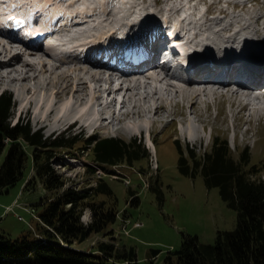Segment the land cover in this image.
I'll return each instance as SVG.
<instances>
[{
  "label": "rangeland",
  "instance_id": "obj_1",
  "mask_svg": "<svg viewBox=\"0 0 264 264\" xmlns=\"http://www.w3.org/2000/svg\"><path fill=\"white\" fill-rule=\"evenodd\" d=\"M14 1L16 4L20 5L22 1L28 2L29 0ZM38 1H40L41 6L50 4L51 7L49 10H53L54 8L58 10L59 14L65 13L67 15V13H69L68 11L75 10V5L77 7L81 5L85 6L83 1L90 2L91 0ZM106 1L109 2L112 0H102L101 6L104 9L99 6L95 15H100L101 13L105 15L107 10H105L104 5L108 4ZM121 1L124 2L126 0ZM128 1H134L135 3L138 1L137 3H140L142 6L141 9L144 14H148L145 15V18L148 20L149 14L152 11L161 9L159 6H148L145 0ZM250 2L251 3L240 2L234 4L229 0H213L214 4L209 5L206 0H194L195 4L190 0H186L185 6L188 8H184L187 9V16H190V18L192 17V20H197L196 18L201 20L198 22V24H200L197 28L203 29V24H207L208 20L209 22L211 20V23L213 22V18L208 15L211 13L213 14L212 17H214L215 22L220 24V29L221 27L224 28L228 21L234 23L233 31L249 25V27H251L250 31L256 33L255 39L251 40L253 45L256 47L258 46L259 49H263L264 0H250ZM3 5L4 4L0 1V17L4 13L5 6L3 7ZM90 5L93 6L92 3ZM144 6H148V8H144ZM145 9H147L148 12L145 13ZM223 9H226L225 12L228 13L227 16H224V14L219 15V12L224 11ZM89 10H91V8ZM206 11L207 14L205 15ZM22 12L26 11L22 10ZM46 15L48 16L47 13ZM95 15L92 14V16ZM167 15L168 14L164 15L163 13L154 14V18L156 20L160 19L161 21V17H167ZM177 15V12H173L170 17L174 18L177 17ZM47 16L44 18V22L46 23L49 21ZM72 16L73 15L67 17L71 18ZM203 16H205V19ZM254 19L259 20L256 22ZM223 20H225V22ZM51 22H55L52 28L54 27L61 31H67L68 29L66 23H63L61 27L59 26L58 20L53 21L51 19ZM31 24H33V22ZM103 24L106 28L112 25L110 21H107L106 24V21L102 18V21L97 25L101 26ZM0 31L6 34L5 31ZM29 31H32V25L24 32L28 35ZM57 33H59V31ZM229 34V31L221 32V35L225 38H227ZM202 35L204 36L205 34ZM199 37L201 38V36ZM53 39L54 38L51 39L50 36L46 41L53 42L55 41ZM0 40L7 42L6 35H0ZM97 40L98 38H95L94 41ZM46 41L43 45H45ZM10 45L14 47L17 46L16 43H10ZM17 47L20 49V46ZM28 51L29 50H27V52ZM52 52L50 53L52 54ZM62 54H66V52H62ZM175 55H179V52H175ZM53 56L46 54L41 55V57L39 56V58L43 59L45 63L49 62L47 64L54 67L58 62L55 61L56 59ZM183 58L185 57L183 56ZM177 83H180L182 86L185 85V83L182 82ZM88 86L93 88L94 83L89 82ZM13 89L15 90V88L12 87H0V92L4 91L7 95L11 96V124H28L33 132H38L44 137L50 138H54L61 134L65 136L77 134L82 137L84 141L88 137L93 136L99 138H119L126 142L134 139L138 141L141 140L148 151L149 158L136 162L133 165L124 164L117 167H107L106 171L101 169L99 172L100 174H88L86 168L88 166L95 167V164L91 161L89 147L73 150L69 155L63 154L53 165L57 173H60L66 180L77 187L94 186L99 177L104 178L108 182L116 196L117 209L119 211L116 223L109 228L114 232V242L116 245L133 246L140 264L147 263L152 250L160 251V254L154 260V264H163L167 253L179 249L186 235L197 236L201 243L214 244L219 231H230L236 227L237 213L235 210L229 208L222 200L217 188L211 190L207 189L202 175L192 178L184 176L179 172V157L187 156L188 149H193L194 153L200 156L210 149L215 137L225 139L235 158H239L243 151L246 152L245 157L249 158L250 166H255L256 168L255 177L264 181V121L258 124L256 122L248 124L247 122L250 120V117L247 115V112H244L241 114L243 120L240 122L237 108H234V103L231 102L225 94V96L223 95L224 97H219V100L216 99L213 106L208 107L206 104L202 105L204 99L199 100L200 103L194 106L193 110L196 112L198 119L203 122L208 121L209 123L206 130H204L203 127L198 124V121L195 122L197 123V128L201 135L196 140H188L184 136L185 130L183 129H185V125L187 124L184 123L186 122L188 107L183 109L180 105L181 103H178L179 106L177 105L176 107L175 104L180 98H176L177 100L174 99L173 102L168 105V112H163L159 117L160 120L156 121L152 128L150 134V139L154 143V149H152V146L150 147L148 133L144 129H142V132L126 135L121 133V131H117V129L121 127H119V124L107 128H98L94 131L82 130L78 124L68 128L70 123L64 126H60L59 124L61 129L57 131L50 132L48 129L39 130L35 122V117L38 114L33 112V110L41 111L43 110V106L39 105L41 106L39 108L36 103H33L31 112L28 115H21L18 108L23 99L33 100V98L31 97L32 95L25 96V98L24 96L18 98ZM111 98V95L103 96V99L108 102H110ZM64 99L66 100L67 97H64L61 101H65ZM225 100L229 102V104H227ZM218 101H220L219 105ZM118 107V104H116L114 109ZM173 113H175V115L177 113V116L173 117ZM223 119L226 120L224 124L222 123ZM189 121L194 122L192 119ZM133 122L134 120H126L125 123L130 126ZM98 124L104 123L100 122ZM115 131L117 132L115 133ZM3 158L4 153L0 156V164ZM31 171L32 161L30 159L27 162L22 180L11 187L8 193L0 194V234L13 239L35 231L38 223L37 214L39 211L34 209V205L46 194L41 185L32 191L24 190L26 180L32 175ZM156 180L160 183L162 202H159L157 194L150 190V185L154 184ZM129 189L137 193L140 200L138 206H133L128 203L130 199ZM126 219L129 220L127 226L125 223ZM89 220L90 213L89 211H85L82 216V221L87 223ZM136 223L142 226L135 228L134 225ZM126 227L127 232L124 230ZM103 240L108 241L110 239L104 234H93L81 245V247L89 249L94 246L95 243Z\"/></svg>",
  "mask_w": 264,
  "mask_h": 264
},
{
  "label": "trees",
  "instance_id": "obj_2",
  "mask_svg": "<svg viewBox=\"0 0 264 264\" xmlns=\"http://www.w3.org/2000/svg\"><path fill=\"white\" fill-rule=\"evenodd\" d=\"M11 96H0V194L8 193L24 176L28 160L33 174L24 190L41 187L45 196L35 203L38 223L34 232L18 238L0 234V264H140L133 246L116 245L109 229L119 215L117 199L104 178L94 186L77 187L54 170L63 154L89 147L97 168L133 165L149 158L141 140L82 137L63 134L54 138L33 132L28 124H11ZM243 151L235 158L227 140L215 137L202 155L188 149L179 157L178 170L188 177L202 175L205 186L217 188L222 200L237 213L236 227L219 231L214 244H205L197 236L186 235L179 249L169 251L163 264H264V181L255 177V166ZM162 202L158 180L150 185ZM129 204L138 206L137 193L131 191ZM85 211L90 220L82 221ZM125 215V214H124ZM93 234H104L110 240L99 241L89 249L81 247ZM159 250H152L146 264H154Z\"/></svg>",
  "mask_w": 264,
  "mask_h": 264
},
{
  "label": "bare ground",
  "instance_id": "obj_3",
  "mask_svg": "<svg viewBox=\"0 0 264 264\" xmlns=\"http://www.w3.org/2000/svg\"><path fill=\"white\" fill-rule=\"evenodd\" d=\"M33 1L38 2V0ZM98 1L102 2V0ZM113 1H106L108 2L107 5L104 2L105 5H103L106 10L115 9L116 6L113 4ZM87 2L83 1L84 5H88L91 1ZM163 2L169 3L170 0H164ZM213 4L212 1L211 5ZM182 5V1L178 3V7L183 9L182 11L187 16L188 11L183 8L187 6ZM148 6H144V8H148ZM152 6H157V4H152ZM37 7L40 8V6ZM101 8L103 7L101 6ZM179 8L176 7L174 13H178L181 10ZM145 10V13L148 12L147 9ZM68 12L67 16L69 17L73 15L74 10ZM160 13H163L162 9L152 11L149 14V20L157 23L158 21L154 18V14L157 15ZM171 13L168 16H171ZM47 14L52 16L43 25V29L49 32L47 39L50 36L51 39L54 38V34L61 36V38L65 37L63 34L65 31L58 30L54 27L52 28L55 22H51V19L57 21L58 10L53 8ZM220 14H224V16L228 15L225 11H222ZM145 15L148 14L146 13ZM46 16L45 12L44 17ZM26 17L31 23L35 21V25H38L37 23L40 21H44V17L42 20L35 19L32 13L27 14ZM187 17L190 18V16ZM203 17L205 19V16ZM6 18V16L2 15L0 20L4 21ZM196 19L194 22L187 24V26H192V24L196 25L192 26V29H195L200 24L198 22L201 21L198 18ZM99 21H102V19ZM105 21L107 24L108 19H105ZM212 21L211 23V20L210 22L208 20L207 24H203L204 27L201 26L203 28L201 32L203 33L200 32L201 35L199 34L201 36L199 45L203 48H199L197 42L195 44L191 42L187 43V46L193 49L191 51L192 53H189L183 46L176 44L182 50L184 57L187 59L190 58L189 65L197 69L195 74L190 75L191 82L195 80V83L189 82L183 86L180 83H173L167 66L162 68L160 72L158 68H155L151 64L144 71L137 73L124 71L122 77L115 75L109 77L107 83L113 84L116 80L115 89L111 90L109 87L102 89L99 86L100 79L92 70L94 62L79 60L75 59L73 55L62 54V52H65L63 46H53L52 43L54 41H46L45 49H42V46L39 44V46L26 44L25 48L21 47L18 49L17 46L16 48L10 45V43L16 42L14 37L5 31L7 34V42L0 40V87L15 88L13 91L18 98L21 96L25 98V96L32 95L33 100L23 99L18 108L19 112L21 115H28L31 112L33 103H36L38 106H43V110L41 111L33 110V112L38 114L35 117V122L39 130L48 129L50 132L57 131L61 129L60 126L69 123L68 128L71 125L78 124L82 130L93 131L98 128H107L119 124V127H121L117 131H121V133L126 135L142 132V129L150 135L154 124L160 120V115L163 112H168V105L176 98H180V100H178L175 106L177 107L178 103H181L180 105L183 109L188 107L186 117L189 114L206 130L207 125H209L208 121L203 122L199 120L193 108L203 98H215V93H217L213 89V85L215 84L209 83H214L211 81L216 79L222 81L223 91L221 92H224L230 101L234 103L233 106L237 108L240 122L243 120L241 114L244 112L249 113L251 117L261 116L264 113V48L259 49L258 46L253 45L251 40L255 39L256 33L250 31L251 27L249 25L233 31V22L227 20L226 26L220 29V24L216 23L214 18ZM223 21L225 22V20ZM80 23L83 24V22ZM143 24L145 23L143 22ZM176 27V31L173 30L175 31L174 34H177V30L182 28L179 24ZM58 31L59 33H57ZM222 31H229V36L227 38L223 37L221 35ZM157 32L154 31V28L153 30L147 29L146 37L149 38L150 33L158 36L159 33ZM202 34L205 35L203 36ZM0 35L4 36L3 32L0 31ZM195 38L197 39V37ZM53 40L60 41V39ZM173 41L180 42L177 36ZM27 50L29 51L27 52ZM46 54L54 55L53 57L58 64L51 67L47 64L49 62L45 63L43 59L39 58V56L41 57V55ZM215 55L218 56V59L213 58ZM210 59L214 64H227L231 66V77L228 81L223 82L221 77L212 74V69L207 66L211 62ZM205 73L208 76H204ZM227 73L229 74V72ZM234 75L235 77H239V80H236ZM89 82H95L97 86L92 88L88 86ZM104 95L112 96L110 102L103 99ZM64 97H67V99L61 101ZM116 104H118L119 108L114 109ZM205 104L206 101H203L202 105ZM126 120H134V122L129 126L125 123ZM100 122L104 124H98ZM225 122L226 120L223 119L222 123L224 124ZM183 130H185L184 136L188 140H196L201 136L194 122L188 121ZM149 143L152 149H154L153 141L149 140Z\"/></svg>",
  "mask_w": 264,
  "mask_h": 264
},
{
  "label": "built area",
  "instance_id": "obj_4",
  "mask_svg": "<svg viewBox=\"0 0 264 264\" xmlns=\"http://www.w3.org/2000/svg\"><path fill=\"white\" fill-rule=\"evenodd\" d=\"M100 174V173H99ZM142 225L141 224H139V223H136L135 225H134V227L135 228H139V227H141Z\"/></svg>",
  "mask_w": 264,
  "mask_h": 264
},
{
  "label": "crops",
  "instance_id": "obj_5",
  "mask_svg": "<svg viewBox=\"0 0 264 264\" xmlns=\"http://www.w3.org/2000/svg\"><path fill=\"white\" fill-rule=\"evenodd\" d=\"M31 177V176H30ZM30 177H28V178H30Z\"/></svg>",
  "mask_w": 264,
  "mask_h": 264
}]
</instances>
